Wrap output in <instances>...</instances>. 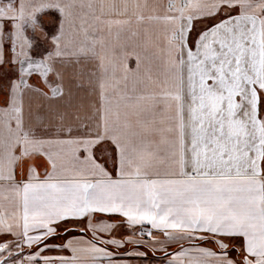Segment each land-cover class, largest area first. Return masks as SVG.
<instances>
[{
	"label": "snow or ice",
	"instance_id": "1",
	"mask_svg": "<svg viewBox=\"0 0 264 264\" xmlns=\"http://www.w3.org/2000/svg\"><path fill=\"white\" fill-rule=\"evenodd\" d=\"M155 253L264 264V0H0V264Z\"/></svg>",
	"mask_w": 264,
	"mask_h": 264
},
{
	"label": "crops",
	"instance_id": "2",
	"mask_svg": "<svg viewBox=\"0 0 264 264\" xmlns=\"http://www.w3.org/2000/svg\"><path fill=\"white\" fill-rule=\"evenodd\" d=\"M149 255L152 256L153 254L150 252ZM124 259H128L129 264H162L163 254L155 253V258L151 259L150 261H145L139 257L136 258L124 257Z\"/></svg>",
	"mask_w": 264,
	"mask_h": 264
}]
</instances>
